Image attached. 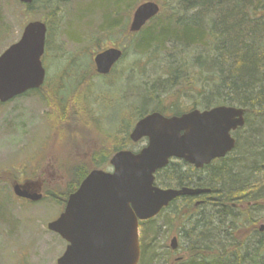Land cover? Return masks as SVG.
<instances>
[{
    "label": "rangeland",
    "instance_id": "374dc122",
    "mask_svg": "<svg viewBox=\"0 0 264 264\" xmlns=\"http://www.w3.org/2000/svg\"><path fill=\"white\" fill-rule=\"evenodd\" d=\"M139 1V5L147 2L160 5L164 0ZM17 3L14 0H0V55L20 40L28 23L49 20L48 10L38 8L26 13L24 5L18 1ZM136 3L138 4V0ZM137 4H131V7L123 0L117 13L115 8L108 9L100 0H67L61 7L58 20L49 21L51 32L49 35L47 32L46 49L47 41L49 48L48 51L45 49L42 58L47 77L45 84L35 90L39 94H25L7 104H0V264H57L67 244L50 232L47 225L59 217L63 207L47 197L46 190L61 196L66 191L71 172L75 168L83 166L88 171L97 170L94 158L101 152L107 157L112 154V143L105 135L98 133L99 126L104 127L105 134H114L123 125L121 120H128L131 134L139 118L136 119L133 114L132 105L126 106L124 94H134V90L140 91L141 85L154 83L163 99L166 97V107L170 108L175 101L162 93L165 86L162 87L161 81L166 79L162 65L156 67L154 64L141 62L144 58L136 47V39L133 40L132 37H138L142 30L136 34L129 32L133 14L139 6ZM172 4L175 5V2ZM170 5L171 2L165 3L168 9ZM111 26L120 28L115 27V32L110 33L107 28ZM124 29L132 39H125L127 37L120 35ZM107 49H120L123 56L125 49V57L122 56L109 75L101 76L96 72L94 58ZM71 59L81 67L72 66L70 69ZM80 82L82 83L79 85ZM57 88L58 91H63L59 95L63 99L65 94L66 97L73 94L72 101L75 102L83 94H89L94 97L92 102L94 99L96 101V104H92L94 107L88 108L87 113L80 116V121L64 123L71 136L72 146L63 141L61 131L57 133L55 127L52 130L55 122L50 121L49 106L57 98L53 95ZM100 95L106 96L107 102L104 100L106 103L97 105L101 100ZM185 97L182 96L180 102L187 109L193 103ZM111 99L115 102L114 107L109 106ZM126 102L135 103L139 108L143 105L134 96L129 97ZM91 112H96L95 116ZM253 117L254 119L248 118L249 124L246 127L234 133L237 145L241 139H251L255 128H259L257 117ZM263 141L264 138L259 139L261 150L264 147ZM130 142L132 143L131 140ZM145 145V141L137 143L133 151ZM238 147L227 155L230 162H237L241 157ZM109 158L110 167L105 166L101 170L111 171L112 155ZM261 162L264 165V160ZM171 167L181 174L192 168L181 160H173ZM15 184L35 190L43 196L42 200L33 203L18 199L13 193ZM174 188L176 189L175 186ZM262 204L264 206V201ZM188 213L185 211L184 214ZM258 220L262 221L255 228L249 223L240 222L242 226L239 228L236 223H228L223 229V241L216 243L219 251L224 253L227 244L240 241L250 245L264 242V231L260 232L264 225V214ZM187 231L188 228L182 227V222H177L171 212L162 213L151 224L140 227L143 248L147 249V244L151 243L147 254L152 259L149 264H167L166 257L169 264L177 258L186 260L189 256ZM174 238H177V251L172 254Z\"/></svg>",
    "mask_w": 264,
    "mask_h": 264
},
{
    "label": "trees",
    "instance_id": "16d2710c",
    "mask_svg": "<svg viewBox=\"0 0 264 264\" xmlns=\"http://www.w3.org/2000/svg\"><path fill=\"white\" fill-rule=\"evenodd\" d=\"M100 1L104 2L108 9L115 8L117 13L121 8L120 3L123 2V0ZM66 2L67 0H34L32 5L23 6V9L26 13L38 8L48 10L49 20L44 23L48 27L49 35L51 32L49 21L58 20L61 7ZM126 2L134 6L137 4L136 0ZM163 2L160 4L162 9L159 15L142 29L138 37L132 38L136 39V47L144 58L141 62L154 64L156 67L162 65L166 77L161 81L162 87L165 86L162 93L175 101L171 103L170 108L166 107L164 101L166 97L163 99L155 84L145 83L139 87L140 91L137 92L136 89L134 94H124L123 100L127 101L129 97L134 96V99L143 103L142 108H139L135 103L128 104L124 101L126 106L132 105L136 119L140 120L152 113H159L165 117H180L193 110L206 111L220 106H230L245 110L244 127L249 124L248 118L254 119L255 116L259 121V128H255L256 130L253 128L255 131L252 138L241 139L238 142L236 148L239 146L241 157L237 162H230L229 158L221 159L207 167L204 172L190 168L185 174L175 171L171 167L172 164H169L166 169L157 173L158 187L164 189L174 186L194 187L210 191L209 194L203 195L201 198L203 203L199 207L195 208L194 199L183 198L163 211L171 212L177 222H182V227H186L184 224L186 219L188 220L186 235L189 256L180 264H264L263 241L252 245L243 241L227 244L224 253L220 252L216 245L217 241H223V229L228 223L232 225L236 223L238 228L242 226L240 222L249 223L255 228L262 221L258 219L264 214L262 204L264 165L261 162L264 160V147L261 150L262 144L259 142V139L264 138V0ZM166 2H171L170 9L166 8ZM139 3L138 0L137 5ZM104 5L102 7H105ZM115 27L107 29L113 33ZM120 35L127 37L125 39L131 38L125 29ZM48 48L47 41L46 51ZM72 61L71 59L70 69L79 66L77 61ZM60 91L57 88L53 92L57 98L54 104L49 106L50 121L55 122L52 130L55 127L57 133L61 131L63 141L72 146L71 136L64 123L80 121V116L85 115L88 108L94 107L92 104H96L94 103L96 101L94 99L92 102L94 97H90L89 94H83L73 102V94H68L69 97L65 94L63 99L59 96L63 91ZM30 94H39V91L27 93ZM182 96L192 100L191 107L183 108L185 106L180 102ZM99 98L101 100L97 105L107 102L106 96L100 95ZM111 102L109 106L114 107L115 102L113 100ZM95 113L91 112V115L95 116ZM121 121L123 125L117 128L114 134L107 135L103 126L98 127V133L105 135L112 143V157L120 151H133L137 147V144L129 140L128 120ZM141 148L133 152H138ZM110 156L107 157L102 152L97 155L94 158L97 165L95 168L101 170L105 169V166L110 167L108 165ZM90 172L83 166L75 168L71 172L67 189L61 196L47 190L46 196L64 210L69 196L78 190ZM185 211L189 213L184 214ZM147 224H151V221L140 223V227ZM227 233L230 234V231ZM140 245L139 264H149L152 261L147 256L149 246L147 249L143 248L141 237ZM165 261L169 264L167 257Z\"/></svg>",
    "mask_w": 264,
    "mask_h": 264
},
{
    "label": "water",
    "instance_id": "95a60500",
    "mask_svg": "<svg viewBox=\"0 0 264 264\" xmlns=\"http://www.w3.org/2000/svg\"><path fill=\"white\" fill-rule=\"evenodd\" d=\"M30 6L34 0H17ZM153 2L139 5L129 32L139 33L160 13ZM48 28L42 21L28 23L20 40L0 55V104L40 89L46 80L42 58ZM120 49H107L94 58L96 72L109 75L121 60ZM246 124L245 110L220 106L193 110L180 117L152 113L134 126L130 140L147 143L139 152L120 151L110 160L111 171L93 170L69 196L63 212L47 229L67 246L57 264H139V224L156 218L180 197H198L209 190L183 187L163 189L155 175L171 160L200 170L223 159L236 147L233 133ZM14 195L38 203L43 196L15 184ZM264 231V225L260 232ZM176 238L172 249H176Z\"/></svg>",
    "mask_w": 264,
    "mask_h": 264
},
{
    "label": "flooded vegetation",
    "instance_id": "af4514ba",
    "mask_svg": "<svg viewBox=\"0 0 264 264\" xmlns=\"http://www.w3.org/2000/svg\"><path fill=\"white\" fill-rule=\"evenodd\" d=\"M239 130V129H238ZM237 130V131H238ZM235 133V132H234ZM234 133H233V135H234ZM232 135V136H233ZM233 138H234V136H233ZM235 139V138H234ZM235 141H236V139H235ZM236 146H237V143H236ZM235 149H236V147H235ZM234 149V150H235ZM233 150V151H234ZM232 151V152H233ZM227 157V156H226ZM226 157L225 158H223V159H226ZM219 160H221V159H219ZM219 160H215V161H213L210 165H208V166H206V167H204L203 169H200V170H198V169H196L194 166H191V165H189V164H187V163H185V162H183V163H185L186 165H189V167H192L193 169H196V170H198L199 172H204L205 171V169L207 168V167H210V166H212V164H214L215 162H217V161H219ZM169 164H173V160L172 161H170V163ZM169 166V165H168ZM164 170V169H163ZM162 171V170H161ZM158 172H160V171H158ZM157 172V173H158ZM157 173H156V175H157ZM189 188H194V187H189ZM176 189H181V188H176ZM194 189H198V188H194ZM205 196V195H204ZM203 195H201V196H198V197H180V198H178L177 200H181V199H185V198H191V199H194V201H196V203H195V208L196 207H199L202 203H203V200L201 199V198H203L204 197ZM177 200H175V201H177ZM174 201V202H175ZM174 202H172L166 209H168ZM165 210V209H164ZM163 210V211H164ZM163 211L161 212V214L163 213ZM152 221V220H151ZM147 222H150V221H147ZM141 223H145V222H141ZM185 226H186V228H187V225H188V220L186 219V222H185V224H184ZM175 239V238H174ZM176 240H177V238H176ZM176 249H177V247H176ZM176 249H172V245H171V250H172V254L173 253H175L177 250ZM182 261H184V259H182V258H177V259H175L173 262H171L170 264H180V263H182Z\"/></svg>",
    "mask_w": 264,
    "mask_h": 264
}]
</instances>
